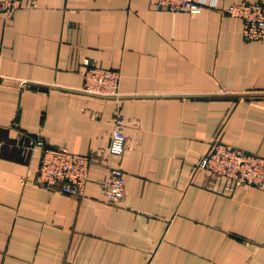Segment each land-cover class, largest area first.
<instances>
[{"label": "crops", "instance_id": "0c3cea01", "mask_svg": "<svg viewBox=\"0 0 264 264\" xmlns=\"http://www.w3.org/2000/svg\"><path fill=\"white\" fill-rule=\"evenodd\" d=\"M198 1L193 15L157 0L0 13V264H264V187L228 193L199 168L216 142L264 158V39L225 13L264 0ZM86 60L119 71L116 100L82 92ZM38 139L90 157L82 195L38 183ZM112 168L126 181L115 203Z\"/></svg>", "mask_w": 264, "mask_h": 264}, {"label": "built area", "instance_id": "2783aa9c", "mask_svg": "<svg viewBox=\"0 0 264 264\" xmlns=\"http://www.w3.org/2000/svg\"><path fill=\"white\" fill-rule=\"evenodd\" d=\"M206 4L198 0H157L156 9L171 13L199 14ZM21 6V0H0V13L10 15ZM31 0V7H35ZM226 15L243 21V36L247 41L264 39V10L259 2L234 4L225 9ZM82 72L86 95L104 100H116L121 75L118 70L104 69L84 61ZM126 120L121 114L113 119L108 153L122 155L127 148L124 134ZM40 147L37 181L48 189H55L66 195H82L88 181L90 157L70 153L61 147H48L41 139L30 140L27 149ZM199 168L212 179H221L224 189L233 193L238 188L264 187V158L214 143L199 163ZM125 175L122 169L112 168L108 180L103 185V193L110 203L121 201L125 195Z\"/></svg>", "mask_w": 264, "mask_h": 264}]
</instances>
